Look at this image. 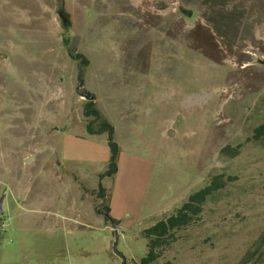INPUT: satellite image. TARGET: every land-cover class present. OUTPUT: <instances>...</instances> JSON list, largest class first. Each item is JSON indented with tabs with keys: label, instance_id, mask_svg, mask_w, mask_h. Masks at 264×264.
<instances>
[{
	"label": "rangeland",
	"instance_id": "rangeland-1",
	"mask_svg": "<svg viewBox=\"0 0 264 264\" xmlns=\"http://www.w3.org/2000/svg\"><path fill=\"white\" fill-rule=\"evenodd\" d=\"M70 51L114 128L112 176ZM263 122L264 0H0V264H140L142 230L216 173L149 264H237L264 230Z\"/></svg>",
	"mask_w": 264,
	"mask_h": 264
},
{
	"label": "trees",
	"instance_id": "trees-1",
	"mask_svg": "<svg viewBox=\"0 0 264 264\" xmlns=\"http://www.w3.org/2000/svg\"><path fill=\"white\" fill-rule=\"evenodd\" d=\"M63 27L67 28V24H63ZM206 41L207 44L209 43L212 46H216L218 44L216 38L211 32V29L209 30L208 37H206ZM70 55L73 59L77 60V73L82 75V68L88 65V59L81 53H74L70 51ZM83 114L89 118V120L86 122V130L88 133L99 134L106 132L107 134L109 158L107 160V168L102 173H100V177H104L106 175L112 176L117 170V157L119 152V146L114 140V128L112 124L106 119V117L100 112V110L95 106L93 100L86 102L83 108ZM253 137L255 139L264 137V122L260 123L254 128ZM221 152L230 156H234L237 154L238 148L224 146L221 148ZM228 180L229 178L224 176L222 173L211 175L209 177L208 183L204 187L191 193L187 200L184 201L181 206L177 208L172 214L160 218L152 225L144 228L142 230V235L146 239L147 251L145 255L140 258V264H149L155 260L158 256L156 252L157 248L162 247L165 244H169L175 239L172 233L175 229H180L184 226H187L197 219L202 211V206L206 199L214 192L222 189ZM94 195L101 199L103 203L102 209L100 208L98 211L104 212L108 219H110L113 224H116V221L108 216V192L100 182L94 191ZM96 208H99V206ZM263 242L264 230L254 242L253 246L245 252L237 264L249 263L259 253V247H261Z\"/></svg>",
	"mask_w": 264,
	"mask_h": 264
},
{
	"label": "water",
	"instance_id": "water-1",
	"mask_svg": "<svg viewBox=\"0 0 264 264\" xmlns=\"http://www.w3.org/2000/svg\"><path fill=\"white\" fill-rule=\"evenodd\" d=\"M59 16L62 18L63 20V24L66 25L67 24V19L62 15L61 12H59ZM77 85H76V93L78 94V96H80L81 98H84L85 100L89 101V100H93L94 99V95L93 93L87 89L84 86V79L81 75H77ZM2 201L0 200V214L2 213ZM122 264H125V260L123 258V262Z\"/></svg>",
	"mask_w": 264,
	"mask_h": 264
},
{
	"label": "crops",
	"instance_id": "crops-1",
	"mask_svg": "<svg viewBox=\"0 0 264 264\" xmlns=\"http://www.w3.org/2000/svg\"><path fill=\"white\" fill-rule=\"evenodd\" d=\"M126 264H129L128 262Z\"/></svg>",
	"mask_w": 264,
	"mask_h": 264
}]
</instances>
